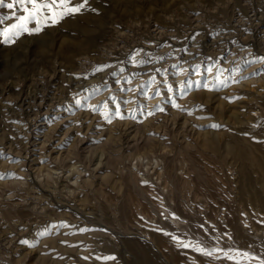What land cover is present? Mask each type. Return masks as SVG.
Masks as SVG:
<instances>
[{
  "label": "rangeland",
  "instance_id": "374dc122",
  "mask_svg": "<svg viewBox=\"0 0 264 264\" xmlns=\"http://www.w3.org/2000/svg\"><path fill=\"white\" fill-rule=\"evenodd\" d=\"M27 26L0 37V264H261L264 0H87Z\"/></svg>",
  "mask_w": 264,
  "mask_h": 264
},
{
  "label": "snow or ice",
  "instance_id": "6c2138e0",
  "mask_svg": "<svg viewBox=\"0 0 264 264\" xmlns=\"http://www.w3.org/2000/svg\"><path fill=\"white\" fill-rule=\"evenodd\" d=\"M71 3L72 0H14L13 3L7 4V8L13 9L14 5H17L24 10L26 15L17 17V23L0 29V37L3 38V42L5 43L12 42L14 38L18 37L21 31H31L27 25L32 22L39 23V18L51 20L53 24L58 23L65 15L79 13L80 10L85 7L87 0H84V2L79 5L70 7L69 5ZM27 5H31V7L29 8ZM2 6H4V0H0V7ZM46 12L47 15L45 14ZM0 23H3V21L0 20ZM39 30V27H37L36 31ZM208 71H211V69H208ZM3 178L4 177L0 175V179ZM185 247H187V245H185ZM197 250L203 251L202 249ZM205 254L211 255L212 253L205 252ZM239 255L247 256L248 254L242 253ZM236 264H239V261H236ZM261 264H264V261H261Z\"/></svg>",
  "mask_w": 264,
  "mask_h": 264
},
{
  "label": "bare ground",
  "instance_id": "6f19581e",
  "mask_svg": "<svg viewBox=\"0 0 264 264\" xmlns=\"http://www.w3.org/2000/svg\"><path fill=\"white\" fill-rule=\"evenodd\" d=\"M67 29L71 30V31H74V26H71V25H68L66 27ZM87 48L88 49H91L92 48V45L90 42H87ZM245 143V142H244ZM251 149V148H250ZM229 150L230 152L233 153V158L234 160L238 163L239 165V169H240V173H241V176L246 174V171L248 169V160H247V157H246V154L245 152L243 151L242 149V142L241 141H233V143L229 146ZM252 153V155L255 153V151L253 152H250ZM259 155V154H258ZM255 156V155H254ZM256 157V156H255ZM264 157V156H263ZM262 158V157H261ZM259 158V159H261ZM254 159V158H253ZM263 159V158H262ZM251 160V159H250ZM254 161V160H253ZM261 161V160H260ZM263 161V160H262ZM254 164V163H252ZM263 165V164H262ZM262 181V180H261ZM263 183V181H262ZM262 188V187H261ZM260 188V189H261ZM258 189L259 188H256L255 186H249V198H248V201L247 199L245 200L247 202V205L248 206H256V207H259L260 209L263 210L264 212V201L262 200V196L258 193ZM262 190V189H261ZM261 194H262V191H260ZM261 196V197H260ZM246 197V196H245ZM242 200V199H241ZM245 202V203H246ZM242 203V202H241ZM247 207V206H246ZM251 208V207H250ZM247 209V208H246ZM200 258V257H199ZM196 259V258H195ZM212 259V258H210ZM213 260V259H212ZM146 261V260H145ZM197 261V259H196ZM199 261V260H198ZM203 264H225L224 262H222V260H217L216 257H215V260H214V263H207L204 259H203ZM198 262H196L197 264ZM147 264V263H146ZM228 264V263H226Z\"/></svg>",
  "mask_w": 264,
  "mask_h": 264
}]
</instances>
